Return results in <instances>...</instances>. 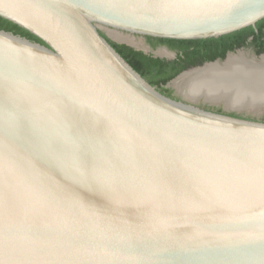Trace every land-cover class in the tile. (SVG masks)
Here are the masks:
<instances>
[{
  "label": "water",
  "instance_id": "1",
  "mask_svg": "<svg viewBox=\"0 0 264 264\" xmlns=\"http://www.w3.org/2000/svg\"><path fill=\"white\" fill-rule=\"evenodd\" d=\"M0 17L46 43L0 29V183L11 180L16 201L11 213L0 208V234L6 224L86 230L116 245L70 259L57 255L68 246L61 238L7 247L0 239V264H264V201L249 195L264 177V121L233 116L225 105L226 113L199 108L201 99L223 102L191 101L174 85L231 55L258 65L264 53L237 50L181 72L167 84L177 99L108 40L147 53L109 32L218 38L256 27L264 0H0ZM231 93L220 87L214 95ZM54 141L69 150L87 142L98 178H78L63 158L48 160L43 149ZM35 248L50 255L22 251Z\"/></svg>",
  "mask_w": 264,
  "mask_h": 264
},
{
  "label": "trees",
  "instance_id": "2",
  "mask_svg": "<svg viewBox=\"0 0 264 264\" xmlns=\"http://www.w3.org/2000/svg\"><path fill=\"white\" fill-rule=\"evenodd\" d=\"M0 29L46 45L39 37L2 17H0ZM250 38H252L251 41H249ZM148 39L152 42L155 40L168 42L181 49L183 53L177 60L166 61L128 45L108 40L122 57L152 86H155L164 95L176 98L173 90L168 88L167 84L181 72L193 66H201L207 61H214L217 58L224 59L228 51H234L242 47H262L257 51V54L264 53V19L260 20L256 27L250 26L218 38L174 40L148 37ZM221 112L218 111V113ZM231 115L237 116L235 114Z\"/></svg>",
  "mask_w": 264,
  "mask_h": 264
},
{
  "label": "snow or ice",
  "instance_id": "3",
  "mask_svg": "<svg viewBox=\"0 0 264 264\" xmlns=\"http://www.w3.org/2000/svg\"><path fill=\"white\" fill-rule=\"evenodd\" d=\"M67 104V101H65ZM7 107V104H6ZM71 111V105H68ZM98 134H103V125L101 124L98 129ZM73 137L76 133H72ZM161 147H164L161 145ZM43 152L46 154L48 160H55L57 158H63L64 162L67 163L73 170L75 174H78V178H83L85 180H92L98 177H93L91 171L97 167V164L93 160L90 149L87 142H80L78 147L74 150H69L68 145L64 141H54L50 145H47ZM249 195L258 197L261 201H264V177L261 178L259 184L251 190ZM16 201L15 196L12 191L11 180L5 178L2 183H0V208H3L5 212L11 213L15 210ZM21 238H29L32 240L43 241L53 238H61L67 241V248L63 251L58 250L57 255L65 256L68 258L73 257L74 252H86L91 253L93 249H103L107 252H113L116 249V245L106 239H98L89 235L86 230H81L76 233L71 232H54L40 230L34 227H23L15 224H6L3 228L2 234H0V239L4 247L15 242ZM122 253L126 251L124 248L119 249ZM25 254L35 255V256H47L50 252L46 248H35L31 250H22ZM137 251L143 255L151 254L150 248L139 247ZM260 251L262 256H264V237L261 239Z\"/></svg>",
  "mask_w": 264,
  "mask_h": 264
},
{
  "label": "bare ground",
  "instance_id": "4",
  "mask_svg": "<svg viewBox=\"0 0 264 264\" xmlns=\"http://www.w3.org/2000/svg\"><path fill=\"white\" fill-rule=\"evenodd\" d=\"M121 33L111 31L110 35L116 40L140 47L141 41ZM258 69L264 71V58L260 64L255 65L253 62H247L242 54L231 55L226 62L207 65L195 70L177 80L174 85L181 94L191 101H197L200 96H204L205 99L213 102L222 101L227 108L251 111L264 110V78L255 77V73H259ZM198 86H202L208 91H205L206 93L195 91V87ZM220 87L232 92L231 95L245 88L249 93L242 97L235 94L233 96L214 95ZM251 99L254 101L250 103Z\"/></svg>",
  "mask_w": 264,
  "mask_h": 264
},
{
  "label": "flooded vegetation",
  "instance_id": "5",
  "mask_svg": "<svg viewBox=\"0 0 264 264\" xmlns=\"http://www.w3.org/2000/svg\"><path fill=\"white\" fill-rule=\"evenodd\" d=\"M145 39H146L145 48L147 49L146 54H150L153 57L164 59L166 61H174V60H177L180 57V55L183 53L181 49L174 47L172 44H170L168 42H160V40H155L154 42H152L148 39V37H145ZM251 40H252V38L249 39V41H251ZM140 46H141V44H140ZM261 48L262 47H242V48H239L237 50H243L247 54H249V53L250 54H257V51L260 50ZM237 50L228 51L227 54L230 52H236ZM139 51H142V50H139ZM257 55H260V54H257ZM217 59H221V58H217ZM207 62H209V61H207ZM204 63H206V62H204ZM193 67H196V66H193ZM193 67H191V68H193Z\"/></svg>",
  "mask_w": 264,
  "mask_h": 264
},
{
  "label": "rangeland",
  "instance_id": "6",
  "mask_svg": "<svg viewBox=\"0 0 264 264\" xmlns=\"http://www.w3.org/2000/svg\"><path fill=\"white\" fill-rule=\"evenodd\" d=\"M122 35H127V34H122ZM127 36H129V35H127ZM129 37L134 38L137 41H141V46L145 47V42H146L145 37L135 36V35L134 36L130 35ZM168 88L173 90L174 96L177 99L181 98V95L172 86H168ZM195 105L197 107H199V108H202V109H205V110H209V111H215V112L222 111L221 113H226L225 111H228V110L224 109V104L223 103L213 104L211 102L204 101L203 99H201ZM227 109H234V108H227ZM239 109H235V110H239ZM235 110L234 111H230V114H235V115H238V116H244V117H247V118H253V119H258V120L264 121V110H260V109L259 110H253L254 111L253 113L252 112H238L237 113V111H235ZM247 111H251V110H247Z\"/></svg>",
  "mask_w": 264,
  "mask_h": 264
}]
</instances>
